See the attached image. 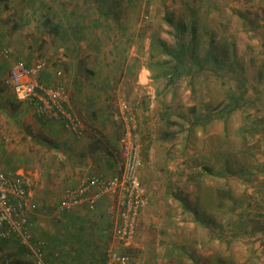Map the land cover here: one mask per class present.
Returning <instances> with one entry per match:
<instances>
[{"label":"rangeland","instance_id":"rangeland-1","mask_svg":"<svg viewBox=\"0 0 264 264\" xmlns=\"http://www.w3.org/2000/svg\"><path fill=\"white\" fill-rule=\"evenodd\" d=\"M126 1L130 12L95 40L100 54L76 63L67 33L47 22L48 1L0 0L5 70L19 59L45 61L42 79L64 82L86 126L82 136L65 131L2 83L0 171L29 180L33 240L47 242L53 264L76 248L64 253L60 233L66 246H85L87 264H104L114 199L103 196L71 217L58 205L84 178L119 172V102L126 100L136 114L150 203L135 244L118 248L133 255L130 264H221L222 257L244 264L264 244V135L256 133L264 128V0ZM5 246L0 263L4 256L19 263ZM21 256L37 264L30 251Z\"/></svg>","mask_w":264,"mask_h":264},{"label":"built area","instance_id":"built-area-1","mask_svg":"<svg viewBox=\"0 0 264 264\" xmlns=\"http://www.w3.org/2000/svg\"><path fill=\"white\" fill-rule=\"evenodd\" d=\"M149 15L144 13L142 20ZM0 53L9 56L10 50L0 44ZM47 71L45 61L29 64L17 60L4 78V85L10 87L17 100L27 103L40 116L60 122L63 128L76 136H82L86 126L73 109L70 93L61 79L46 82L42 78ZM61 69L56 71L59 78ZM124 131L120 139L122 165L119 172L94 173L79 184L70 187L63 194L58 210L68 212L75 208L93 207L103 196L114 199L116 213L112 236L104 250V264H130L132 256L118 246L131 247L135 244L141 226L142 215L150 203V195L142 180L144 158L141 151L136 114L129 102H119ZM32 194L25 174L15 169L0 171V237L13 236L30 247V253L37 264H53L47 258V242L32 238ZM33 244V245H32Z\"/></svg>","mask_w":264,"mask_h":264},{"label":"crops","instance_id":"crops-1","mask_svg":"<svg viewBox=\"0 0 264 264\" xmlns=\"http://www.w3.org/2000/svg\"><path fill=\"white\" fill-rule=\"evenodd\" d=\"M46 1H48L49 6H51V12L49 15L50 22H52L53 25L59 27V31L61 33H64V32L67 33L66 36L68 39L71 40V42L66 47L68 50L72 48L73 50L72 56H75V58H72V59L76 63L77 62L81 63V61H83L82 60L83 56L87 58L89 56H92L93 54L95 55L100 54L99 50H95L97 45H94V44H95L96 38L98 40V37L102 33H103V37H106V35H109V31H107L103 26H105V24L107 23L113 26L112 24L116 23L115 18L120 17V16H125L127 13L130 12L128 8L129 3L126 0H46ZM2 45L4 44L2 43ZM101 54L107 55L108 52L107 50H104ZM88 66L94 69V66H92L90 63L88 64ZM6 71L7 70H5L4 64L0 61V77L2 79L0 80L2 81L0 84V87H2V83L4 85V78L9 73L10 70H8L7 72ZM68 91L70 93L69 89ZM0 92H3V90L0 89ZM70 96H71V93H70ZM254 117L257 118L258 116L255 115ZM259 122L260 120H258V124ZM55 123H60V122H55ZM257 125H255V127ZM256 133H258L259 135H264V128L260 129L259 131H256ZM261 177L263 178L264 175L262 174ZM82 207H87V206H82ZM80 208L81 207H78L71 211L63 212V213H65L64 214L65 216L71 217L72 215H77L78 212L80 211ZM81 214H83V212ZM37 230H38V227H36V220H35V226L33 229L34 233L32 232V238H31L32 240L31 242L33 244L34 242L37 241V240L36 241L33 240L34 237L38 233ZM86 231L87 230H85V227H83L81 232L84 235ZM56 237H57L56 239L60 238L59 246L63 248L64 253L66 251L65 247L70 248L72 247L70 246L71 244H74V247H76L75 249L73 248L71 251H69L67 253L68 255L66 256L63 255L61 258H59V260H57L60 264H87L88 263L91 254L87 253L85 246L83 245L81 246L78 242H75V241L73 243H68L69 246H66L64 242V235L60 233ZM77 237L79 239L84 238V236H81V235ZM13 238L10 239L9 241L1 239L2 243H0V251L2 255H5V253H6L5 256L9 255L7 246L5 245L7 244L8 246H11L12 248V245L17 242L19 245L17 244L14 248L10 249L11 251L10 253H13L12 258H14L15 261L19 262L17 264H24L20 262L21 257H23L21 256V253L25 254L26 251L29 252L30 247L25 244L21 245L22 243L20 244L19 242L20 240L18 241L15 237ZM255 247L257 249L256 254L251 256L249 261H246V258L248 257H246L245 259L244 258L241 259V261L244 260V264H246L245 261L248 264H263L264 263V255L260 254L262 250L264 251V244H261L260 242H258L255 244ZM46 251L48 250H46V247H45V252ZM5 256L3 257V260H1L0 264H7L5 263V260H7ZM27 256H29V254ZM47 258L50 259V256L48 254H47ZM226 260L227 259L222 257L221 264H226Z\"/></svg>","mask_w":264,"mask_h":264},{"label":"trees","instance_id":"trees-1","mask_svg":"<svg viewBox=\"0 0 264 264\" xmlns=\"http://www.w3.org/2000/svg\"><path fill=\"white\" fill-rule=\"evenodd\" d=\"M47 22H50V19H48L47 20ZM53 27H54V29H56V30H59V27H57V26H55V25H52ZM53 29V28H52ZM2 45V44H1ZM2 46H4V45H2ZM4 47H6V48H8V46L7 45H5ZM8 50H10L9 48H8ZM19 60H24V59H19ZM24 61H26V60H24ZM27 62V61H26ZM38 62H40V61H38ZM30 64V63H29ZM13 67V66H12ZM13 237H16V236H13ZM13 237H11V238H9V239H3V240H7V241H9L10 239H12ZM14 239V238H13ZM130 253V252H129ZM131 254V253H130ZM132 255V254H131ZM133 256V255H132Z\"/></svg>","mask_w":264,"mask_h":264}]
</instances>
